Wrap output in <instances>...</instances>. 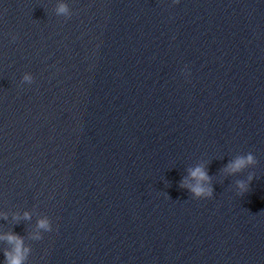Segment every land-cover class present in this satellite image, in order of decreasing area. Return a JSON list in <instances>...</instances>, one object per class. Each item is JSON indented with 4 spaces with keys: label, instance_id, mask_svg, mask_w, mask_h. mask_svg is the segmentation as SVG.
I'll return each mask as SVG.
<instances>
[{
    "label": "water",
    "instance_id": "water-1",
    "mask_svg": "<svg viewBox=\"0 0 264 264\" xmlns=\"http://www.w3.org/2000/svg\"><path fill=\"white\" fill-rule=\"evenodd\" d=\"M4 232L26 264H264V0H0Z\"/></svg>",
    "mask_w": 264,
    "mask_h": 264
},
{
    "label": "clouds",
    "instance_id": "clouds-1",
    "mask_svg": "<svg viewBox=\"0 0 264 264\" xmlns=\"http://www.w3.org/2000/svg\"><path fill=\"white\" fill-rule=\"evenodd\" d=\"M56 13L66 19L72 15L69 10V6L64 2H59L57 4ZM181 71L185 77L190 75V70L187 66H185V68ZM23 81L31 83L33 81V77L30 74H25ZM255 163L256 159L254 155L249 152L245 155H239L231 159L224 166L222 172L228 176H232L240 173ZM187 172V176L182 178L180 181L179 187L186 189L194 198H212L214 189L212 178L207 172L206 165L204 163H199L188 168ZM252 179L253 174L249 173L246 179L236 180L235 189L237 194L246 193ZM23 218L30 219L31 214L26 211L23 213ZM14 219H18V217H14ZM50 232L51 226L49 220L47 218H40L37 220L35 231L30 235V238L33 241H39L42 236L49 235ZM0 241H3L7 245V247L2 249L4 258L3 260H0V264H26L31 252V247L25 243L24 237L13 232H4L0 233Z\"/></svg>",
    "mask_w": 264,
    "mask_h": 264
}]
</instances>
